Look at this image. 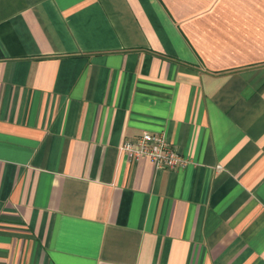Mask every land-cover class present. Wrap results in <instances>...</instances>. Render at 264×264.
Instances as JSON below:
<instances>
[{"label": "crops", "instance_id": "1", "mask_svg": "<svg viewBox=\"0 0 264 264\" xmlns=\"http://www.w3.org/2000/svg\"><path fill=\"white\" fill-rule=\"evenodd\" d=\"M0 264H264V0H0Z\"/></svg>", "mask_w": 264, "mask_h": 264}, {"label": "built area", "instance_id": "2", "mask_svg": "<svg viewBox=\"0 0 264 264\" xmlns=\"http://www.w3.org/2000/svg\"><path fill=\"white\" fill-rule=\"evenodd\" d=\"M119 150L132 161L149 159L158 171H180L190 164V160L182 156L164 134L146 132L126 139Z\"/></svg>", "mask_w": 264, "mask_h": 264}]
</instances>
